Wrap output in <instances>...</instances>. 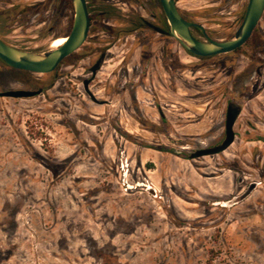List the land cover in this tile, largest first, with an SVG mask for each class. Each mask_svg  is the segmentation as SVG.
Returning <instances> with one entry per match:
<instances>
[{
    "label": "rangeland",
    "instance_id": "1",
    "mask_svg": "<svg viewBox=\"0 0 264 264\" xmlns=\"http://www.w3.org/2000/svg\"><path fill=\"white\" fill-rule=\"evenodd\" d=\"M246 1L176 4L224 39ZM49 2L0 0V37L47 50L70 25ZM86 2L89 35L53 72L0 61V91L39 90L0 96V264H264V21L244 48L199 58L158 0ZM159 18L164 32L146 24ZM230 99L233 142L190 157L222 141Z\"/></svg>",
    "mask_w": 264,
    "mask_h": 264
},
{
    "label": "water",
    "instance_id": "2",
    "mask_svg": "<svg viewBox=\"0 0 264 264\" xmlns=\"http://www.w3.org/2000/svg\"><path fill=\"white\" fill-rule=\"evenodd\" d=\"M70 1L73 12L72 24L69 32L63 35L65 41L61 45L48 48L42 52H36L11 46L0 38V60L9 67L28 72L40 74L53 72L63 59L76 51L85 42L90 27V16L86 0ZM158 1L167 22L168 34L176 39L184 50L202 58L232 52L237 49L249 38L264 12V0H248L243 19L235 32L228 38L213 39L206 33L202 24L190 21L180 13L176 0ZM193 27H197L203 33V38L192 33ZM96 66L97 63L92 66V72L95 71ZM87 81L84 80L85 87ZM37 92L26 89H7L0 91V96L29 97ZM233 123L234 117L228 112L222 141L211 147L197 149L190 154V157L216 153L227 147L235 137Z\"/></svg>",
    "mask_w": 264,
    "mask_h": 264
},
{
    "label": "flooded vegetation",
    "instance_id": "3",
    "mask_svg": "<svg viewBox=\"0 0 264 264\" xmlns=\"http://www.w3.org/2000/svg\"><path fill=\"white\" fill-rule=\"evenodd\" d=\"M247 3H248V0L246 1V4H245V6H244V8H243V11H242V13H241V18H240V23H241V21H242V19H243V16H244V12H245V9H246V6H247ZM47 4V3H46ZM48 6H49V8H51V10H52V12L50 13L51 14V17L53 16L56 20H58V21H61V22H66V23H70V25H69V30H70V27H71V24H72V17H73V12H72V6H71V1L70 0H50V2H49V4H48ZM50 10V11H51ZM180 11V10H179ZM68 13H69V16H70V20H69V18H68ZM180 13H181V11H180ZM264 13V12H263ZM49 14V15H50ZM187 19V18H186ZM189 20V19H188ZM264 21L263 20V14H262V16H261V18H260V20L258 21V23H257V25L254 27V29H253V31L251 32V35L249 36V38L242 44V45H240L237 49H235V50H238V49H242V48H244L247 44H249L250 43V41L254 38V36L256 35V33L257 32H259L260 30H261V28H262V26L259 24L260 23V21ZM159 21H160V24H161V26H158V25H153L152 23H148V22H146V24L147 25H149L150 27H152L153 29H155L156 31H158V32H164V29H163V27H162V18H159ZM190 21H193V20H190ZM196 22V21H195ZM240 23H239V25H240ZM166 25H167V22H166ZM238 25V26H239ZM167 28V27H166ZM238 28V27H237ZM260 29V30H259ZM263 29H264V27H263ZM69 30H68V32H69ZM194 30H196V31H198L202 36H203V33L197 28V27H193L192 28V33L195 35V36H197L196 34H195V32H194ZM166 31H167V29H166ZM67 32V33H68ZM89 32H90V27H89V31H88V35H89ZM66 33V34H67ZM168 33V32H167ZM206 33H207V31H206ZM88 35H87V37H88ZM261 36V35H260ZM57 37H59V36H57ZM197 37H199V36H197ZM1 38V37H0ZM55 38V37H54ZM261 38H264L263 36L261 37ZM2 39V38H1ZM53 39V38H52ZM51 39V40H52ZM3 40V39H2ZM261 40V41H260ZM259 41H260V43H262L263 45H264V40L263 39H260ZM4 41V40H3ZM5 42V41H4ZM50 44H51V41H50V43H49V48H50ZM1 61V60H0ZM101 62H102V56H101V58L100 59H98L94 64H96L97 63V66L95 67V71L94 72H92L91 71V68H92V66L94 65H92L91 67H90V71H91V73L92 74H95L96 73V71H97V69H101L102 68V66H100L101 65ZM6 65V64H5ZM260 67H261V65H259L256 69H255V72L256 73H260V71H261V69H260ZM88 81H87V84H86V87H87V85H88ZM23 89H26V88H23ZM26 90H34V91H38L37 93H39V90L38 89H26ZM36 93V94H37ZM93 95H94V98L95 97H99L100 95H98L97 93H95V92H92V97H93ZM240 106L238 105V104H236L235 102H233L232 101V99H230V100H228L227 102H226V106H225V119H226V116H227V113L229 112L230 113V115H232L233 117H234V123H233V126H234V124H235V121H236V118H237V116H238V114L240 113ZM224 133H225V121H224ZM217 145V144H216Z\"/></svg>",
    "mask_w": 264,
    "mask_h": 264
},
{
    "label": "bare ground",
    "instance_id": "4",
    "mask_svg": "<svg viewBox=\"0 0 264 264\" xmlns=\"http://www.w3.org/2000/svg\"><path fill=\"white\" fill-rule=\"evenodd\" d=\"M65 41L64 36L55 37L51 40L50 48H55Z\"/></svg>",
    "mask_w": 264,
    "mask_h": 264
},
{
    "label": "trees",
    "instance_id": "5",
    "mask_svg": "<svg viewBox=\"0 0 264 264\" xmlns=\"http://www.w3.org/2000/svg\"><path fill=\"white\" fill-rule=\"evenodd\" d=\"M199 58H202V57H199ZM64 60V59H63Z\"/></svg>",
    "mask_w": 264,
    "mask_h": 264
}]
</instances>
